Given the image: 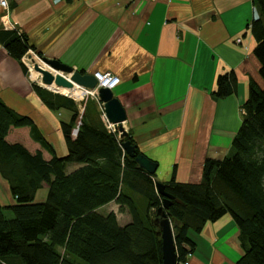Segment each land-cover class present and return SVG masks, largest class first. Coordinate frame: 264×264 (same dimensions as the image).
I'll list each match as a JSON object with an SVG mask.
<instances>
[{
  "label": "crops",
  "instance_id": "1",
  "mask_svg": "<svg viewBox=\"0 0 264 264\" xmlns=\"http://www.w3.org/2000/svg\"><path fill=\"white\" fill-rule=\"evenodd\" d=\"M9 4L7 13L0 8V33L16 29L42 57L83 74L108 72L120 78L113 93L126 110L125 129L141 153L159 164L156 179L164 184L170 183L174 167L178 182L201 183L205 161L222 159L230 151L250 81L264 87L250 26L253 0H65L57 4L55 0H9ZM230 71L238 78L237 93L213 98L217 77ZM0 98L33 119L58 157L68 153L62 124L70 122L72 112L46 106L24 60L12 58L1 41ZM95 102L105 127L115 133L103 103ZM7 140L23 144L31 153L41 150L46 161L53 158L33 141L28 128L13 129ZM81 167L68 165L67 173ZM47 188L38 193V202L46 200ZM0 202L6 206L14 200ZM97 212L115 213L121 227L132 222L128 210L120 211L116 202ZM234 225L237 228L231 216H225L208 223L201 234L190 230L188 237L197 249L189 264H219L210 232L217 226L218 236L227 228L235 229ZM234 256L237 264L239 248Z\"/></svg>",
  "mask_w": 264,
  "mask_h": 264
},
{
  "label": "trees",
  "instance_id": "2",
  "mask_svg": "<svg viewBox=\"0 0 264 264\" xmlns=\"http://www.w3.org/2000/svg\"><path fill=\"white\" fill-rule=\"evenodd\" d=\"M253 4L260 14L250 25L254 55L264 82V0ZM0 41L18 61L37 52L16 29L1 32ZM237 86L235 71L220 74L213 98L226 99L237 93ZM34 89L51 110L72 112L70 122L62 124L68 153L58 157L33 119L0 98V177L14 199L11 205L0 202V264H163L162 241L154 224L163 205L157 172L147 174L126 155L124 140L107 130L94 100L83 102L81 112L70 98L41 86ZM241 115L229 153L205 161L201 183L178 182L176 167L170 183H162L184 203L173 202L167 211L174 225L177 264L196 252L188 232L201 234L208 223L225 216H231L239 231L243 255L237 264H264V87L254 80ZM22 128L30 129L33 141L51 153L50 161L41 150L31 153L23 144L7 140L13 129ZM126 140L136 145L130 135ZM72 164L82 167L68 174ZM44 186L46 200L38 202ZM112 202L120 211L128 210L130 224L121 227L115 213L97 212ZM4 210L14 217L7 219Z\"/></svg>",
  "mask_w": 264,
  "mask_h": 264
},
{
  "label": "water",
  "instance_id": "3",
  "mask_svg": "<svg viewBox=\"0 0 264 264\" xmlns=\"http://www.w3.org/2000/svg\"><path fill=\"white\" fill-rule=\"evenodd\" d=\"M41 63L47 66L48 69L43 68L39 63H35V71L40 73L42 84L45 86L55 85L57 88L75 89L76 87L95 90L98 86L93 75L83 74L75 71L74 68L65 65L58 60L48 59L46 57L40 58ZM42 88L59 94L58 92ZM99 100L103 103L105 118L107 122L115 127V130L120 134L123 141L122 149L130 158L134 159L137 165L149 175H155L159 164L152 161L143 153H139L137 145H133L129 140V133L125 129L124 124L127 121V113L121 101L114 96L113 91L107 88L99 89ZM156 189L163 197V205L158 209L154 224L158 228L157 234L162 241V259L163 264H177V248L175 243L174 225L173 221L167 214L170 205L173 202L184 205V203L167 193L165 185L157 182Z\"/></svg>",
  "mask_w": 264,
  "mask_h": 264
},
{
  "label": "rangeland",
  "instance_id": "4",
  "mask_svg": "<svg viewBox=\"0 0 264 264\" xmlns=\"http://www.w3.org/2000/svg\"><path fill=\"white\" fill-rule=\"evenodd\" d=\"M33 54V53H32ZM32 54H29V56H35V58H41L39 55H32ZM28 56V57H29ZM37 56V57H36ZM26 57L25 61L28 62L29 58ZM37 59V60H39ZM37 62H40V61H37ZM34 65L31 64V69H32V76L31 74L28 72V75H29V79L34 81V78H35V69H34ZM31 77V78H30ZM31 80V82H32ZM33 85H37V81L36 83L32 82ZM37 86H40V85H37ZM80 94V93H79ZM59 95H62V94H59ZM81 95V94H80ZM62 96H65V97H73V98H77L73 92V94H67V95H62ZM79 98V97H78ZM88 100H93L91 98H86L83 102L84 103H87ZM96 101V100H95ZM76 103V105L78 106V108L82 111V106L81 104L83 103ZM119 135V133H118ZM155 181H160L159 179H156L155 178ZM0 199L2 201H5L6 203L5 204H10L12 202V197H11V194H10V190H9V187H8V184L3 181V179H1L0 177ZM5 217L7 219H12L14 217L13 213L11 211H8V210H4L3 211ZM132 218V216H131ZM234 228L235 229H231V230H228V228L226 230H224L223 232H221L218 236H217V232H218V228L217 226L210 232V238L212 239L213 238V244L216 246L217 248V251H218V254H216V257H217V261L219 264H234V262L236 261L237 257L234 256V254L238 251V248H239V253H240V257H239V260L240 258L242 257L243 255V251L241 249V244H240V240L238 238V230L237 228L235 227L234 225ZM229 244H228V242ZM222 262V263H221ZM217 264V262H216Z\"/></svg>",
  "mask_w": 264,
  "mask_h": 264
},
{
  "label": "built area",
  "instance_id": "5",
  "mask_svg": "<svg viewBox=\"0 0 264 264\" xmlns=\"http://www.w3.org/2000/svg\"><path fill=\"white\" fill-rule=\"evenodd\" d=\"M62 1H65V0H55V3L57 4V3H60V2H62ZM131 2H134V1H136V0H130ZM0 8L4 11V12H8L9 11V9H10V4H9V0H0ZM260 19V14H259V12H258V10L254 7L253 8V20L254 21H257V20H259ZM6 27H7V25H6ZM36 54V55H38L35 51H30L28 54H27V56L26 57H28L29 56V54ZM32 54V55H33ZM26 57L23 59L24 60V64L26 65V67H27V69H28V72L31 74L32 72H31V63H34V65H35V60L36 61H40L41 62V60L39 59V58H35V56L33 57V56H29L28 58H29V60H28V62H26L25 61V59H26ZM37 57V56H36ZM37 59H39V60H37ZM93 76H94V78L96 79V81H97V84H98V86H97V88L95 89V90H91V89H85V88H80V87H76V88H79V89H81V91H82V94L79 96V98H73V97H67V98H70V99H72L74 102H78V103H81V102H83L86 98H91V99H93V100H97V101H100L99 100V96H98V93H99V89L100 88H107V89H109V90H111V91H114L117 87H119V85L121 84V80H120V78L119 77H117L116 75H114V74H112V73H94L93 74ZM31 78V77H30ZM31 80H32V78H31ZM32 82H34L33 80H32ZM34 83H36V82H34ZM37 85H40V86H42L41 84H42V81L41 82H39V81H37ZM82 108V107H81ZM114 132L116 133L117 131L115 130V127H114ZM119 136H120V134H119ZM179 264H188V261H185V262H183V263H179Z\"/></svg>",
  "mask_w": 264,
  "mask_h": 264
},
{
  "label": "bare ground",
  "instance_id": "6",
  "mask_svg": "<svg viewBox=\"0 0 264 264\" xmlns=\"http://www.w3.org/2000/svg\"><path fill=\"white\" fill-rule=\"evenodd\" d=\"M35 62H37L36 60H35ZM37 63H39V65H41L43 68H45V69H48L47 68V66H45L43 63H41V62H37ZM32 65H34V63H31ZM35 66V65H34ZM31 72H32V69H31ZM31 76H32V74H31ZM35 78H34V82H36V81H39V82H41V75H40V73H38L37 71H36V73H35ZM43 87H46L47 89H50V90H52V91H55V92H58L59 94H62V95H67V94H73V92H74V94H75V96L77 97H79L80 96V94H82V91H81V89H79V88H75V89H72V90H70V89H63V88H57L55 85H53V86H50V87H48V86H45V85H43V84H41ZM80 93V94H79ZM77 97V98H78Z\"/></svg>",
  "mask_w": 264,
  "mask_h": 264
}]
</instances>
